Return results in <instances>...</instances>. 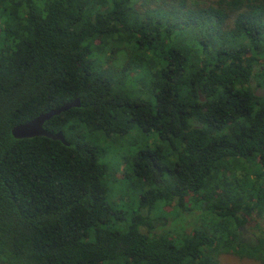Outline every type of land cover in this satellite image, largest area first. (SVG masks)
Here are the masks:
<instances>
[{
	"label": "trees",
	"instance_id": "1",
	"mask_svg": "<svg viewBox=\"0 0 264 264\" xmlns=\"http://www.w3.org/2000/svg\"><path fill=\"white\" fill-rule=\"evenodd\" d=\"M258 86L264 0H0V264H264V230L241 235L264 212ZM76 97L43 123L67 143L11 133ZM133 128L153 141L117 181L128 211L105 154Z\"/></svg>",
	"mask_w": 264,
	"mask_h": 264
},
{
	"label": "rangeland",
	"instance_id": "2",
	"mask_svg": "<svg viewBox=\"0 0 264 264\" xmlns=\"http://www.w3.org/2000/svg\"><path fill=\"white\" fill-rule=\"evenodd\" d=\"M118 58V59H117ZM124 56L118 54L115 60L121 62ZM258 92H263L261 87H257ZM137 129H132L129 133L119 136L118 142L109 144L105 158L108 159L109 168H111L114 173V177L111 176L108 181V198L115 200L118 207H122L126 210H130L133 205L134 196L131 194L132 189H126L128 192L124 191V186L119 184L117 181L122 177L129 168L130 160L133 154V151L138 147L139 143H148L150 144L153 141L151 136L139 135ZM155 137V136H153ZM242 165L248 166L253 172V160H241ZM255 165V164H254ZM172 205H166L165 209H170ZM169 215V214H168ZM202 213L200 210H193L189 212H181L178 216L172 218V215H169L165 220L163 225H157L155 231H163L168 229L174 233H186L194 226H197L202 223L204 220L201 217ZM264 230V212L263 214H254V218L242 226V237L245 240L254 239L258 234H263ZM216 264H260L258 259H253L247 256H239L233 252H221L216 255Z\"/></svg>",
	"mask_w": 264,
	"mask_h": 264
},
{
	"label": "water",
	"instance_id": "3",
	"mask_svg": "<svg viewBox=\"0 0 264 264\" xmlns=\"http://www.w3.org/2000/svg\"><path fill=\"white\" fill-rule=\"evenodd\" d=\"M264 91V86L261 87ZM256 93H259L256 90ZM80 104L79 98L76 97L70 101H66L60 106L53 107L46 111L37 113L36 115L32 116L31 118L27 119V121L17 123L11 127V133L15 137H28L33 136L35 134L44 135L52 139H59L63 143H67L65 137L62 132L56 131L52 132L46 129L43 126V123L46 119H49L55 114L60 113L63 110L68 109L71 106H77Z\"/></svg>",
	"mask_w": 264,
	"mask_h": 264
},
{
	"label": "flooded vegetation",
	"instance_id": "4",
	"mask_svg": "<svg viewBox=\"0 0 264 264\" xmlns=\"http://www.w3.org/2000/svg\"><path fill=\"white\" fill-rule=\"evenodd\" d=\"M258 87H260V86H258Z\"/></svg>",
	"mask_w": 264,
	"mask_h": 264
}]
</instances>
